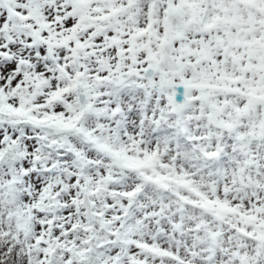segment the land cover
<instances>
[{"label": "snow or ice", "instance_id": "6c2138e0", "mask_svg": "<svg viewBox=\"0 0 264 264\" xmlns=\"http://www.w3.org/2000/svg\"><path fill=\"white\" fill-rule=\"evenodd\" d=\"M0 264H264V0H0Z\"/></svg>", "mask_w": 264, "mask_h": 264}]
</instances>
